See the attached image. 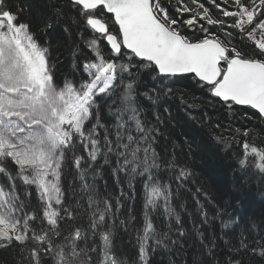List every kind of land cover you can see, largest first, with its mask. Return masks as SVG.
<instances>
[{"label":"snow or ice","instance_id":"6c2138e0","mask_svg":"<svg viewBox=\"0 0 264 264\" xmlns=\"http://www.w3.org/2000/svg\"><path fill=\"white\" fill-rule=\"evenodd\" d=\"M64 2L47 0L46 10L36 17L37 29L47 35L64 24V32L71 34V25L82 23L93 33L86 46L94 58L84 62L86 78L79 84L66 81L59 86L49 49L39 43L32 24L20 20L24 7L0 0V174L7 180L6 186L0 184V241L6 242L0 247L31 242L29 264H90L89 253L97 249L80 247L78 241L86 236L79 227L64 235L60 226L78 215V209L66 205L61 187L64 169L70 166L87 197L89 228L101 238L99 264H125L113 251L120 200L114 211L109 199L97 198L94 183L101 167L113 165L118 182L121 174L143 178L144 220L136 238L139 262L148 264L157 248L175 243L168 233L157 231L151 218L161 204L166 215H176L171 186L161 177L171 170L183 181L190 172L175 155L164 158L157 152L160 130L146 121L133 77L149 69L163 85L161 91L171 92L166 81L190 74L225 106H250L264 116V0H207L216 18L201 0H66L67 8ZM209 26L228 39L210 32ZM184 27L193 35L198 30L202 38L192 39ZM227 29H235L251 49L234 46V33ZM101 41H106L110 58H105ZM78 53V48L72 52L74 64ZM248 134L244 130L243 135ZM217 139L227 144V138ZM242 148V176L264 180V147L245 140ZM17 181L37 191L43 206L39 227L37 215L25 211ZM25 195L31 197V192ZM221 227L225 236L240 231L238 244L229 245V251L238 254L229 264H242V252L264 259V238L249 240L236 218L222 220ZM208 247L211 251L215 240Z\"/></svg>","mask_w":264,"mask_h":264},{"label":"trees","instance_id":"16d2710c","mask_svg":"<svg viewBox=\"0 0 264 264\" xmlns=\"http://www.w3.org/2000/svg\"><path fill=\"white\" fill-rule=\"evenodd\" d=\"M12 2L24 7L21 22L31 23L39 43L49 49L56 84L62 86L66 81L79 84L85 79L83 64L94 58L86 46V41L93 35L91 30L82 23H76L71 25L69 34L64 32V24H60L46 35L37 29L36 17L46 10L47 0ZM201 2L210 8L216 18L218 14L207 4V0ZM62 6L68 7L66 0ZM220 18L231 21V18ZM67 19L69 22L74 19L70 11ZM182 31L192 39L203 36L198 30L193 35L186 27ZM209 31L215 32L221 39H228L219 28L209 26ZM227 31L234 33L231 38L234 46L242 51L251 49V45L241 39L235 29ZM100 47L105 58H110L105 41L100 42ZM77 48L79 53L74 64L72 52ZM133 78L137 79V99L146 121L160 130L154 145L157 152L164 158L175 155L177 162L190 172L183 181H178L176 173L171 170H165L161 177L163 183L171 186V207L176 215H166L161 204L151 213V218L157 231L168 233L175 243L157 248L149 255L148 264H229L231 257L238 255L229 251V245L238 244L240 231L225 236L222 220L238 219L241 226L246 228L245 234L249 240L264 238V180L258 176L243 177L238 167V157L243 154L245 140L264 147V118L249 107L225 106L191 75L166 81L171 86V92L161 91L163 85L156 83L155 73L149 69H141L138 77ZM153 87L157 89L154 92L151 91ZM145 92L149 95L145 96ZM244 130H248L247 137L243 135ZM217 137L227 138V144ZM77 154H80L79 151ZM70 161L71 154L66 158V163ZM14 167L9 161V170ZM112 168L113 165H104L99 169L94 181L97 198L109 199L114 211L117 199L120 200L113 251L125 264H140L136 237L144 220L143 178L133 179L121 174L118 182ZM0 184L7 185L2 174ZM17 186L20 197L25 200V211L37 215L35 223L39 227L43 206L35 187L27 188L19 181ZM61 187L66 205L78 209L74 221H61L62 233L67 235L74 227H79L86 236V239L78 241L80 247H95L97 251L89 253L92 258L90 264H99L102 242L99 232L93 235L89 228V215L84 212L87 197L75 168L65 167ZM26 191L31 192V197H26ZM130 217H135V220ZM120 221H126V225H121ZM181 231L183 235H180ZM210 240H215V247L211 251L208 247ZM5 243L0 241V244ZM33 246L31 242L23 246L13 242V246L0 247V264H29V251ZM239 258L242 264H264V259L250 253L242 252Z\"/></svg>","mask_w":264,"mask_h":264},{"label":"water","instance_id":"95a60500","mask_svg":"<svg viewBox=\"0 0 264 264\" xmlns=\"http://www.w3.org/2000/svg\"><path fill=\"white\" fill-rule=\"evenodd\" d=\"M106 42V41H105ZM188 75H190V74H184V75H179V76H177V77H182V76H188ZM240 107H249V108H251L250 106H240ZM251 109H253V108H251ZM256 113H258L261 117H263L264 118V116H262L259 112H258V110H256V109H253Z\"/></svg>","mask_w":264,"mask_h":264},{"label":"rangeland","instance_id":"374dc122","mask_svg":"<svg viewBox=\"0 0 264 264\" xmlns=\"http://www.w3.org/2000/svg\"><path fill=\"white\" fill-rule=\"evenodd\" d=\"M229 2H230V0H229Z\"/></svg>","mask_w":264,"mask_h":264}]
</instances>
